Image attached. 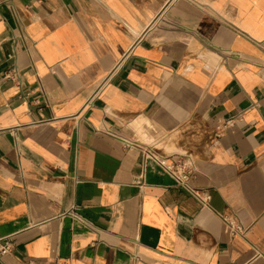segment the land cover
<instances>
[{
	"label": "crops",
	"instance_id": "0c3cea01",
	"mask_svg": "<svg viewBox=\"0 0 264 264\" xmlns=\"http://www.w3.org/2000/svg\"><path fill=\"white\" fill-rule=\"evenodd\" d=\"M262 42L264 0H0V264H264Z\"/></svg>",
	"mask_w": 264,
	"mask_h": 264
},
{
	"label": "built area",
	"instance_id": "2783aa9c",
	"mask_svg": "<svg viewBox=\"0 0 264 264\" xmlns=\"http://www.w3.org/2000/svg\"><path fill=\"white\" fill-rule=\"evenodd\" d=\"M260 46L264 50V42L260 43ZM5 78L11 79L13 81H19L21 82V72L18 69H10L5 73ZM243 117V112L237 113L235 115L229 116L225 118L219 126L217 127L219 133H223L226 131L229 127L233 126L237 121H240ZM108 134L112 136H118L115 135V133L111 131H107ZM122 143L126 148L132 147V146H138L137 143L134 141L125 138V137H119ZM145 157H154L152 153L146 149L145 150ZM156 157V156H155ZM156 159H160L156 157ZM161 164H163L166 169L169 171V173L174 177L177 186L182 187L195 195L198 199H200L205 205L209 204V201L211 199V194L203 189H199L195 187L192 183V176L197 171L196 165L192 159L187 157L186 155H177V158L173 160L171 164H166L163 160H159ZM73 215L78 218L80 221L85 222V220L73 213ZM226 221L230 224L232 232L234 234L244 233V228L242 225H237L234 222L230 221L229 219H226ZM15 236H7L0 238V259H2L4 256L10 254L14 247H15Z\"/></svg>",
	"mask_w": 264,
	"mask_h": 264
}]
</instances>
